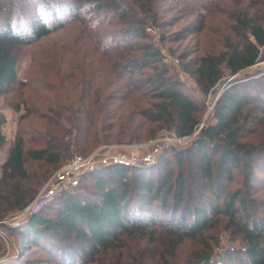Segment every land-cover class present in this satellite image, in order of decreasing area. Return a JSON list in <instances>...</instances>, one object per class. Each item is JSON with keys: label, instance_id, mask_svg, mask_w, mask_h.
I'll list each match as a JSON object with an SVG mask.
<instances>
[{"label": "trees", "instance_id": "trees-1", "mask_svg": "<svg viewBox=\"0 0 264 264\" xmlns=\"http://www.w3.org/2000/svg\"><path fill=\"white\" fill-rule=\"evenodd\" d=\"M158 1L163 0L34 2L33 16L18 24L19 12L30 0H0V97L11 93L17 82L15 49L76 19L93 37L95 54L111 59L110 73L125 81L123 94L109 95L103 100L100 88H93V85L86 87L87 90L83 88L79 104L82 131L93 126L94 115L101 117L99 122L104 123L109 113L107 108L113 106V101H120L128 103L125 108L128 113L118 120L131 123L138 117L136 128L153 125L142 142L154 138L159 131L170 129H175L180 136H191L198 128L197 114L201 107L182 89L181 83L168 74L158 49L149 43L131 42L133 38H147L145 27L150 25L145 19L155 23L154 7ZM81 8L85 14L80 12ZM134 8L144 19L134 18ZM53 15L58 20L51 21ZM96 16L99 17L97 21L104 20L100 28L96 19L93 20ZM231 18L230 34L223 37L221 51L207 52L195 59L183 58L186 60L183 70L194 78L205 96L224 75L233 77L231 81L234 82L237 74L264 60V16L243 9ZM109 23H119L124 28L116 32L102 28ZM175 36L178 39L182 35ZM147 68L149 72L144 71ZM247 79L241 85H249L254 94L243 93L236 88L237 84L221 93L211 112L214 123L201 127L187 148L190 158L196 154L200 156L202 164L195 169L211 199L187 189L188 175L180 173L172 179L167 168L169 156L176 155L179 168L182 157L181 149L169 147L150 168L108 166L84 174L76 188L44 203L17 227L21 241L49 247L59 264H77L81 258L96 255L109 256L100 264H123L119 257L124 238L147 237L146 243L151 246L147 253L151 257L164 234V254L173 255L185 238H193L199 239L202 248L194 255V264H227L234 257L224 254L220 262L213 260V245H219L218 239L204 234L222 226L242 244L235 253L243 255L237 260L238 264H264V218L258 214L264 204L253 196L256 193L253 183L264 184V143L251 145L242 141L241 136L248 125L263 122L264 96L260 97L257 78ZM146 85L147 92H143L141 89ZM254 102L258 104L254 106ZM253 109L257 114L251 113ZM131 128L126 130L136 136ZM4 143L0 122V147ZM209 151H215L217 157L211 158ZM62 159V152L52 138L46 139L37 149H25L23 139L15 138L1 167L0 219L9 212H21L42 187L22 186L21 182L27 180L26 160L59 164ZM233 171L241 177L240 186L224 193L217 192L216 188L223 189L226 183L233 181ZM82 190H86L87 195H82ZM192 200L194 205H191ZM53 205L54 213L47 214L46 210ZM161 217L164 224L157 221ZM140 253L128 252L125 264H143L145 253Z\"/></svg>", "mask_w": 264, "mask_h": 264}, {"label": "rangeland", "instance_id": "rangeland-1", "mask_svg": "<svg viewBox=\"0 0 264 264\" xmlns=\"http://www.w3.org/2000/svg\"><path fill=\"white\" fill-rule=\"evenodd\" d=\"M34 2L47 4L49 0H30L28 5L20 10L18 24H23V19L27 20L29 16H33ZM17 7L19 8L20 5ZM154 9L157 13L155 23L147 19L145 22L157 28V36L147 34L146 39L133 38L131 42L149 43L158 50L165 49L179 59L178 68L167 67L168 74L178 80L182 89L201 107V111L197 114L198 128L214 123L211 115L214 102L221 93L234 84H237L236 88L243 93L254 94L249 85L245 87L241 85V82L248 80L250 76L257 78L260 97L264 96V60L237 74L234 82L231 81L233 77L228 78L224 75L212 92L206 96L201 93L194 78L183 70L186 60L198 58L207 52L221 51V41L223 37L230 34L229 26L233 24L231 17L234 13L245 9L251 13L258 12V15L263 17L264 0H163L158 1ZM80 12L84 13L82 8ZM134 18L144 19L136 8H134ZM94 19L99 24L98 28L104 25L103 19L97 21L98 16L93 17ZM50 20L55 21L58 18L53 15ZM102 28L116 32L124 28V25L109 23ZM88 32L83 29L79 20L71 19L49 35L15 49L17 82L11 93L0 97L1 134L5 139L4 145L0 147V177L2 163L15 138L23 139L25 149L40 148L46 139L52 138L58 150L62 152L63 159L59 164L25 161L27 180L21 182L22 186L24 188L34 186L35 189L43 186L51 171L67 163L74 155L90 154L103 145L146 140L147 130L153 125L144 124L136 128L140 121L138 117H135L131 123L121 118L118 120L119 116H126L128 113L126 110L128 103L120 101H113V106L107 108L109 113L104 123L99 122L101 117L94 115L93 126L88 129L85 127L87 130L82 131L84 127L79 123V104L86 87L93 85V88H100L102 100L109 95L120 96L125 91V81L110 73L111 59L107 60L100 54H95L97 49L94 46L93 37ZM177 33L182 35L178 39L175 36ZM144 71L149 72V68ZM179 73H182L184 78L182 82L179 80ZM141 90L147 92V85ZM257 112L254 109L251 111L252 114ZM262 121L258 125H248L242 131V141L251 145L263 144L264 118ZM127 127H132L136 136H132V133L126 130ZM193 141L194 139L189 138L178 147L179 150L181 149L179 152L182 157L181 167L177 165L176 155L171 154L167 168L171 171L173 180L177 178V174L188 175L187 189H191L196 195L211 199L208 191L202 187L203 180L195 169L202 164L200 156L196 154L194 158H190V149L187 151ZM209 154L213 159L217 157L215 151H209ZM260 176L263 177V175ZM240 182L241 177L233 171V181L226 183L223 189L216 188V190L222 193L234 190L240 186ZM253 186L256 188L253 196L264 204V184L253 183ZM81 192L84 196L88 193L86 190ZM194 204L192 200L191 205ZM54 208L55 205L51 206L46 213L52 215ZM19 213L9 212L0 219V264H59L49 247H40L35 243L21 241L20 230H17V227L24 224L26 217H19ZM258 214L264 218V209H259ZM163 220L161 217L157 221L159 224H164ZM204 234L210 239H218L219 245H213V260L216 262H220L224 254L234 257L232 262L227 264H238L237 260L243 258V255L239 253L235 254L242 248L240 240L229 231L222 229V226L216 230L206 231ZM146 239L147 237L124 238L120 261L125 264L128 252L135 255L141 252L140 254L145 253L143 264H194V255L202 250L199 239L185 238L173 255L164 254L165 247L162 242L165 241V236L163 234L155 246V251L149 257L147 249L151 246L147 245ZM107 258L109 256L105 258L96 255L85 258L87 260L81 258L77 264L85 262L100 264ZM135 258L138 259V256Z\"/></svg>", "mask_w": 264, "mask_h": 264}, {"label": "built area", "instance_id": "built-area-1", "mask_svg": "<svg viewBox=\"0 0 264 264\" xmlns=\"http://www.w3.org/2000/svg\"><path fill=\"white\" fill-rule=\"evenodd\" d=\"M145 33L156 37L158 30L154 26H146ZM159 54L161 63L164 66L179 67V59L165 49H159ZM179 80L184 81L182 73H179ZM199 130L200 128H197L191 136H180L174 129L163 130L146 142L103 145L90 154L84 156L74 155L48 177L32 202L19 213V217H29L44 203L50 202L62 193L76 188L84 174L108 166L150 168L158 162L164 149L179 147L189 138L194 137Z\"/></svg>", "mask_w": 264, "mask_h": 264}]
</instances>
